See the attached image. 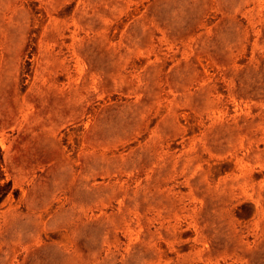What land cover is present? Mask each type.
<instances>
[{"label":"rangeland","instance_id":"374dc122","mask_svg":"<svg viewBox=\"0 0 264 264\" xmlns=\"http://www.w3.org/2000/svg\"><path fill=\"white\" fill-rule=\"evenodd\" d=\"M0 264H264V0H0Z\"/></svg>","mask_w":264,"mask_h":264}]
</instances>
